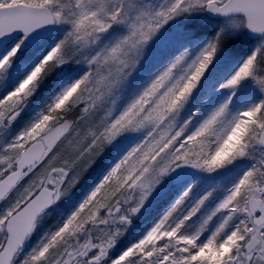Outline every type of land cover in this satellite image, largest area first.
I'll return each instance as SVG.
<instances>
[{
    "label": "snow or ice",
    "instance_id": "6c2138e0",
    "mask_svg": "<svg viewBox=\"0 0 264 264\" xmlns=\"http://www.w3.org/2000/svg\"><path fill=\"white\" fill-rule=\"evenodd\" d=\"M0 264H264V0H0Z\"/></svg>",
    "mask_w": 264,
    "mask_h": 264
}]
</instances>
